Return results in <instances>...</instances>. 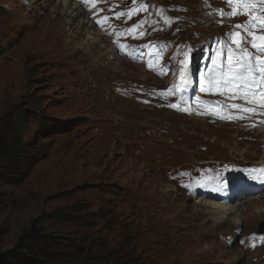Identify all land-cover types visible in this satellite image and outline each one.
Returning <instances> with one entry per match:
<instances>
[{"label":"rangeland","instance_id":"rangeland-1","mask_svg":"<svg viewBox=\"0 0 264 264\" xmlns=\"http://www.w3.org/2000/svg\"><path fill=\"white\" fill-rule=\"evenodd\" d=\"M44 1L0 0V133L18 127L20 138L32 145L21 175L0 168V253L13 250L34 229L56 243L46 264H264V236L257 235L264 223V192L245 194L233 203L246 199L252 210L246 217L237 214L239 227H230L234 216L217 228L209 220L210 210L200 207L207 201L188 196L174 181L177 172L192 179L209 168L215 170L206 181L213 186L258 182L255 177L220 180L215 175L231 171L238 177L244 167L264 165V128L250 131L244 124L251 112L243 109L251 102L239 92L224 95L211 89L212 95L240 106L229 111L227 102L207 104V121L213 124L189 117L198 101L187 93L174 103L188 111L187 117L142 105L131 93L115 89L135 84L162 89L170 80H158L116 51L107 56L112 45L103 35L94 49L84 47L85 29L71 56L50 55L49 34L57 32L58 39L66 18L53 12L60 0H49L48 6ZM137 1L124 6V0H111L109 11L141 9L132 16L149 38L161 25L165 28L172 14L177 20H171L166 35L141 41L132 23L124 27L128 15L121 13V24L112 23V28L125 35V53L145 59L161 76L157 64L165 65L174 82L181 83L178 61L190 47L189 74L205 72L204 87L207 79L221 75L209 71L212 61L224 65L227 47L236 50L229 44L233 34L247 37L243 27L251 26L245 22L255 18L251 15L264 19L261 0H247L255 9H245L244 0H144L154 5L151 12L149 4L139 8ZM82 15L81 21L90 23ZM96 19L103 21L99 15ZM259 31L264 33V26L257 20ZM109 61L120 62L121 71L101 80L87 68ZM252 101L255 110L258 93ZM263 119L252 113L251 125H264Z\"/></svg>","mask_w":264,"mask_h":264},{"label":"snow or ice","instance_id":"snow-or-ice-1","mask_svg":"<svg viewBox=\"0 0 264 264\" xmlns=\"http://www.w3.org/2000/svg\"><path fill=\"white\" fill-rule=\"evenodd\" d=\"M261 2L264 3V0H261ZM243 7L245 9H255V5L247 2V0H244ZM131 15L132 13H129V17H131ZM257 20H260V24L264 26V19L255 17L253 19L252 25L247 28V37L241 36L239 32H236L230 38L229 44H235L236 50L234 51L231 46L227 47L226 64L222 65L217 60L212 61L213 68L209 69V71L215 70L221 75L206 80L208 86L207 90H222L221 94L224 95H227L229 91L239 92L242 93V97L246 102H255L249 101V97H255L257 93H259L261 101L264 102V35L256 34ZM236 27H241V25H237ZM131 31L132 30H130V32ZM248 44H250L252 49L256 50L255 55L248 51L247 47L245 46ZM191 51L192 49L190 47H186V50L182 53L184 59L178 61L181 66L178 69L181 81L180 86L185 91L192 84V79L188 68V57ZM234 55L235 60L233 59ZM170 62L171 60L169 63ZM204 83L205 78L202 77V86L200 88V91L202 92L206 90V88L203 86ZM171 107L186 111V109H179L178 105L176 104L171 105ZM232 107L239 108L240 106L233 104ZM243 110L246 112L254 111L252 108H244ZM252 171L256 172L257 170L254 169ZM258 171L264 173V168H261Z\"/></svg>","mask_w":264,"mask_h":264},{"label":"bare ground","instance_id":"bare-ground-1","mask_svg":"<svg viewBox=\"0 0 264 264\" xmlns=\"http://www.w3.org/2000/svg\"><path fill=\"white\" fill-rule=\"evenodd\" d=\"M43 5L44 6L50 5V1L45 0L43 2ZM37 7L38 6H36L35 8ZM53 12L59 16H65L66 23H65V27L62 28L63 31H59L58 39H57V36H58L57 32L53 31L54 33L52 35L49 34L50 42L52 43L51 45L54 47V48L53 47L50 48L51 50L50 55H53L56 57L61 56L63 58L67 56H71V54L73 53L72 51L73 46L77 44V39H79L80 35L83 33V29L86 30L84 33L86 37V39H84L85 41V43L83 44L84 47H88L89 49H94V47H96L97 44L99 43L101 44L103 43V40H105L103 39L102 35L94 28L92 24L81 21L80 18L84 16L82 15L84 13L82 12V9H80L78 5L73 4L71 0H60L59 4H56L54 6ZM69 16H71V18H69ZM68 31L75 32V35L71 38H68V35H66ZM81 45L82 44H79V48L82 47ZM104 48L106 49V47ZM115 54H116L115 50H113L111 46H108L107 56H110L111 58ZM107 56H106V59H110V58H107ZM82 60L88 61L89 60L88 55H84ZM87 68L94 74L95 77H97L98 80H101V76L107 74L108 72L115 73L114 75H116V73H119L121 71L122 64L120 62L115 63L114 61H109L105 63V65H101V64L98 65V67H95L92 64H88ZM243 189H247V187L243 186L242 188H239V190H243ZM263 189H264V186L261 183L253 184L250 186V188L247 189L248 192H243L240 197L246 194L247 196L246 198H248L250 196H253L255 193H259L258 191L260 190L263 191ZM250 190L251 192H249ZM245 204H246V199L242 200L240 203L230 204V205L220 204V203H215V202H206L203 205L201 204L200 207H206L207 209L210 210L208 211L209 215L211 216L209 220L215 221V223L217 224V228H219L220 226H223L227 222H230L231 218L232 217L234 218V216L236 218V221L234 224H230V227L231 225H233V227H239L241 225V218H240V215L238 216L237 214L241 213V215H245L246 217L252 213V210H249V208L246 207ZM244 206L245 208H243ZM256 216L261 217L259 216V214H256ZM225 235L227 234L226 233L222 234V236H225Z\"/></svg>","mask_w":264,"mask_h":264},{"label":"trees","instance_id":"trees-1","mask_svg":"<svg viewBox=\"0 0 264 264\" xmlns=\"http://www.w3.org/2000/svg\"><path fill=\"white\" fill-rule=\"evenodd\" d=\"M18 127H10L0 133V168L13 175L27 170L31 158L30 146L19 136ZM56 244L52 236L41 234L34 229L23 235L15 248L0 253V264H46ZM58 255V253H56Z\"/></svg>","mask_w":264,"mask_h":264},{"label":"water","instance_id":"water-1","mask_svg":"<svg viewBox=\"0 0 264 264\" xmlns=\"http://www.w3.org/2000/svg\"><path fill=\"white\" fill-rule=\"evenodd\" d=\"M264 232V223L261 224V229L260 231L258 232L259 234H263Z\"/></svg>","mask_w":264,"mask_h":264}]
</instances>
